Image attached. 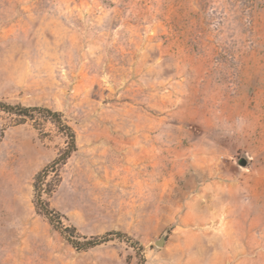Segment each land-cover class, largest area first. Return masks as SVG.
I'll use <instances>...</instances> for the list:
<instances>
[{"label": "rangeland", "instance_id": "1", "mask_svg": "<svg viewBox=\"0 0 264 264\" xmlns=\"http://www.w3.org/2000/svg\"><path fill=\"white\" fill-rule=\"evenodd\" d=\"M0 103L132 239L0 112V264H264V0H0Z\"/></svg>", "mask_w": 264, "mask_h": 264}, {"label": "trees", "instance_id": "2", "mask_svg": "<svg viewBox=\"0 0 264 264\" xmlns=\"http://www.w3.org/2000/svg\"><path fill=\"white\" fill-rule=\"evenodd\" d=\"M0 112H3L10 117L13 125L24 124L28 120H34L36 116H40L44 120L55 125L58 131L67 139L66 148L50 165L46 166L36 175L34 182L36 210L48 220L54 229H56L77 250H84L100 245L107 241L109 237L113 236L126 238L127 241L132 242L131 238L121 233H110L104 237L85 239L82 242L77 239V236H75L76 229L72 226H65L62 222L61 214L50 208L45 196L51 194L52 184L47 182V179L51 175L59 176L60 166L65 164L67 159L77 150L75 132L63 119V115L60 112L43 107L11 106L5 103H0ZM4 132L5 129H0V137H3ZM140 249H143L142 246H140Z\"/></svg>", "mask_w": 264, "mask_h": 264}, {"label": "water", "instance_id": "3", "mask_svg": "<svg viewBox=\"0 0 264 264\" xmlns=\"http://www.w3.org/2000/svg\"><path fill=\"white\" fill-rule=\"evenodd\" d=\"M240 164H241V166L246 167L248 165V161L246 159H242V161H241ZM165 242H166V237L165 236H162L159 240H157L155 242V244L158 247H162L165 244Z\"/></svg>", "mask_w": 264, "mask_h": 264}, {"label": "clouds", "instance_id": "4", "mask_svg": "<svg viewBox=\"0 0 264 264\" xmlns=\"http://www.w3.org/2000/svg\"><path fill=\"white\" fill-rule=\"evenodd\" d=\"M243 124H244V120H243V118L241 117L238 121H237V125L239 126V127H243Z\"/></svg>", "mask_w": 264, "mask_h": 264}]
</instances>
